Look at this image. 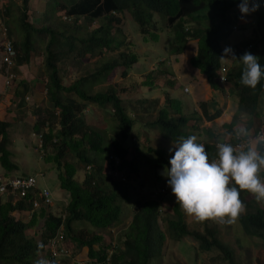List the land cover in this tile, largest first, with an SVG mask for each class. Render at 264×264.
Listing matches in <instances>:
<instances>
[{
    "label": "trees",
    "instance_id": "obj_1",
    "mask_svg": "<svg viewBox=\"0 0 264 264\" xmlns=\"http://www.w3.org/2000/svg\"><path fill=\"white\" fill-rule=\"evenodd\" d=\"M63 1L64 3H60L58 0L47 1V15L50 8L54 7L55 10L64 11V16L74 23L81 18L90 23L100 21L99 28L84 38L60 33L61 28H67L65 22L56 21L53 27L43 25V23L41 28H35L30 24L29 15L26 13L29 0H21L24 10L20 18V28L23 33L20 47L22 52L20 49L18 50L17 45L13 43L11 45L13 49L17 50V58L15 59L17 63L29 66L32 62L31 52L33 49L31 46L35 42L33 37H38L41 34L49 37L45 57L47 74L45 70L39 69L42 72L41 77L47 79L46 94L49 96L50 107L44 112L38 111V121L34 126V131L36 135L41 136L42 159L47 161L52 166L51 168L57 166V181L61 191L69 194L70 200L62 217L52 215V213L45 216L44 210L31 214L32 200H30V194L24 200L15 202L14 205L9 201L2 203L0 199V262L23 264V261L26 260L27 262L24 264H37V262L30 263L29 257L31 255L34 257L35 252L40 253L43 250L45 257L51 259L49 264L56 262L68 264L69 259L67 257L68 254L71 255V252L68 253L67 248L62 250L59 246L61 239L65 237L74 243L76 250L86 249L87 260H95V264H149L154 259L162 258L160 247L165 240L171 245H181L184 238L193 237L192 239L200 244L203 251L218 249L224 253V260L228 262L227 264H235L233 252L229 248H225L217 238L219 227L213 225L212 228H208L211 222L206 218L202 220V232L188 230L178 202L172 208L167 209V217L161 223L157 219L160 202L149 200L141 205V208L135 203L136 207L130 216V224L126 230L119 233L116 245L108 246L110 248L109 255L108 248L104 246L106 240L103 241L101 236L94 233L87 234L88 227L91 230H109L118 226L120 222L122 211L115 200L119 186L112 180L111 176L114 169L124 172L127 177H135L140 172V166L143 165L147 167L156 181H160L161 176L159 174L162 173V170L165 171L166 168L170 167L168 161L172 153L167 152L162 147L148 146L149 138L146 139L148 142L146 153H142L141 156L138 147L140 143L135 142L136 138L135 141L132 139L138 132V127H141V131L143 130L144 133L147 130L157 131L158 136L167 142L166 145L172 146V143H176L181 137L185 139L188 136L202 137L203 130H199V123L201 124L202 121L209 123L216 119V115L210 116L206 105L202 103L200 105L201 116L196 111L191 116H187L183 113L182 102L176 97L173 99L168 96L173 100L168 99L166 93L164 102L167 100V104L159 109L154 119L134 118L129 116L123 107L122 100L116 94L113 86L105 92L93 91L95 86L105 82L107 76L117 68L121 71V75L125 76L141 59L151 66L155 65V70L144 77L139 76V78L130 79L133 81L130 88H147L152 91L162 83L159 78H174L171 66V62L174 60L171 58L164 62L156 59L158 56L155 57V54L152 57L140 58L139 54L132 50L129 51V48L125 46L126 52L119 54L118 59L103 64L92 75L79 78L69 87L61 84L57 63L59 62V55L66 59L68 54L76 52V56L81 57V60H87L97 51H100L99 53L101 50L114 52L124 46L120 38L111 34L112 28L118 35L122 31L121 28H117L121 25L119 15L131 17L132 21L141 29L142 43L149 46L155 45L154 43L158 39L160 41V36L156 31V23L152 24L153 18L156 16L157 21L163 18L166 26L174 31L173 44L175 45H172L173 51L171 53L179 55L182 48L191 39L198 40L196 55L188 61L189 69L192 73L204 76L207 85L212 90H217L221 81L228 85L227 89L230 93L235 88L236 102L240 111H249L250 113L246 114L252 115L256 111L264 79L254 89L243 86L240 84L242 68L239 62L232 58H221V56L223 49L230 47L237 59L244 52H249L256 55L261 65H264V30L262 35L256 33L255 39L249 38L250 25L245 27L236 25L231 19L228 12L237 9L239 0ZM59 4L60 6H58ZM207 6L212 8L216 16V23L210 26L203 25L201 21L206 17L202 16L191 19L196 22L197 28L185 26L184 20L186 18H191L192 15L197 14ZM262 8L264 10V7H260L248 17H254L256 21L258 19V24L261 23L264 12L258 14L257 17L254 14H257ZM47 18L48 16H46ZM151 27L154 28V31L150 30ZM62 37L61 41L60 38ZM76 41L78 42L77 48L73 46V42L76 43ZM61 47L65 48L62 52H60ZM161 50L163 51V49ZM141 67H144V64H141ZM174 83L176 81L172 79L165 85L173 88L175 87ZM159 90L162 93L163 90L167 89L161 86ZM61 93H73L76 99L61 97ZM145 103V100L137 101L138 105ZM107 106L111 107L112 117L116 122L115 134L112 137H107L105 127L102 131L90 128L84 115L90 107L103 110ZM235 119L236 117L230 118V124H224V127L230 130L234 127L232 122ZM6 126V123H0V136L2 137L0 162L6 171H10L16 166H11L8 161L11 154L6 149ZM203 132L209 141L213 140L209 129ZM129 147L133 149L131 153L128 151ZM205 150L209 161L217 158V150L213 146L206 145ZM67 156L71 159L66 161ZM79 181L82 182L79 183ZM248 194L247 191H240L239 193V198L243 202L247 214H238L236 219L244 234L249 239H259L261 241L260 246L254 245L264 250V209L256 208L257 206L253 202L255 201L254 194L250 193L252 198L246 199ZM250 210L252 211L248 212ZM27 213L31 215L29 221H21V214ZM40 221L43 223L40 227V242L33 244L32 240L25 236V233L28 229L36 228ZM77 227H80L79 232H75ZM53 240H57L54 247L55 252L53 248L50 250L51 253L44 250V245L50 246ZM237 246L238 249H242L243 246L238 237ZM80 253L78 252L77 255ZM80 257L81 254L76 259Z\"/></svg>",
    "mask_w": 264,
    "mask_h": 264
},
{
    "label": "rangeland",
    "instance_id": "obj_2",
    "mask_svg": "<svg viewBox=\"0 0 264 264\" xmlns=\"http://www.w3.org/2000/svg\"><path fill=\"white\" fill-rule=\"evenodd\" d=\"M50 2V0H47ZM46 0H29L27 6V14L29 15L30 24L33 27L41 28L42 24L46 26H54L55 22L64 23L67 26L66 29L61 28L59 30L60 33L75 35L79 38H84L88 36L92 31L96 30L100 26V21L95 22H88L87 20L81 18L78 22L74 23V21L70 20L66 16H64V11L55 10L54 7H51L49 10V14L47 15L46 11L47 2ZM60 3L62 0H58ZM60 6V4L58 5ZM44 8V9H43ZM22 9V2L21 0H0V38L5 40L4 43L10 42L14 45H17L18 50L21 47V41L23 37V33L20 28V18L23 13ZM263 8L257 14H254L256 17L259 16L258 14H263ZM232 13V20L236 23V25L247 26L250 25V32H248V37L255 39L254 37L257 34H263L264 30V18L261 23H257L256 18L254 17H244L240 19V14H235V11L229 12V16L231 17ZM46 16L48 18L46 19ZM162 17L161 15H159ZM205 16L206 19H203L201 23L206 26L213 25L216 23V16L211 7H205L202 11L198 12L191 16V18H186L184 20L185 26L188 28H197L198 25L195 21L191 20L194 17H202ZM119 20L121 25L117 26V28H121L122 31L118 35L114 31V28L111 29V34H115L117 38H120L124 46L120 47L118 50L114 52H105L101 50L95 52L94 55H91L87 58V60H81L79 56H76V52L72 54H68L67 58H63V56L59 55V62L57 63L58 69L60 71L61 76V84L65 87H69L72 85L76 80L83 76L92 75L97 69L101 68L103 64L111 62L112 60L118 59L119 54L126 52V47L129 48V51H133L139 54L140 58L143 57H152L155 54L156 59H160L162 62L166 61L167 59L171 58L174 60L171 62L172 71L174 73V78L168 79H161V84L156 89L152 91L148 90L147 88H130V84L133 82L130 79L139 78V76L144 77L148 74H151L152 71L155 70L154 66H151L148 62H143L142 59L139 61L137 65H135L130 71L127 72L125 76L121 75V71L117 68L111 74L107 76L105 82L101 83V85L95 86L93 91L94 92H105L113 86L118 97L122 100L123 107L126 109L129 116L134 118H141L145 120H152L157 115L159 109L167 104V100L164 102L165 94L168 97H176L179 101L182 102L183 113L187 116H191L194 111H196L201 116V108L200 105L203 103L206 107L209 106L211 103H215L216 96L208 87L207 81L205 77L199 75L198 73H192L189 69L188 61L191 57L196 55L197 49V41L195 39H191L188 43L181 50V54H172L173 51V44L174 42V31L168 28L165 24L163 18L157 21L156 16L153 18L152 24L156 23L157 32L160 36V41L158 39L157 42L154 43L155 45L149 46L148 44L141 42V34L139 27L132 21L131 17L125 15H119ZM253 25V27H251ZM116 28V27H115ZM150 28V27H149ZM148 28V29H149ZM257 30H256V29ZM151 31H154V28L151 27ZM256 31V32H255ZM123 36V37H122ZM61 37V36H60ZM39 38V39H38ZM33 39L35 42L32 44V62H34L35 68L38 66L41 70H45L46 74V66H45V57H46V46L49 42L48 35L41 34L38 37L34 36ZM63 37L60 38L62 41ZM77 41L76 43L73 42V46L77 48ZM133 48H132V47ZM163 49V51L161 50ZM16 49H14L15 51ZM65 50L64 47L60 48V52ZM21 51V49H20ZM17 54V50L15 51ZM22 52V51H21ZM177 53H179L177 51ZM159 54V55H158ZM171 54V55H170ZM169 61V60H168ZM74 63H80L75 65ZM15 64V60H14ZM19 64V63H17ZM141 64H144V67H141ZM169 65V63H168ZM164 67H167L164 65ZM3 71L6 70V67L3 66ZM153 69V70H152ZM6 74V71H5ZM7 76V75H6ZM157 76V75H155ZM161 77V76H160ZM174 79L176 81L175 87H166L165 84L170 80ZM42 80L46 83V77H43ZM12 81V80H10ZM161 86H164L167 90H163L162 93L159 90ZM61 97H69L74 98L73 93L65 94L61 93ZM168 99H172L169 98ZM173 98V99H174ZM49 100L48 95H44L43 103L46 100ZM172 99V100H173ZM138 100H145L146 103L144 105H138ZM150 108V109H149ZM86 120L89 123V127L94 130H103L106 128L107 137H112L114 132V126L116 125L115 120L113 119L112 109L110 106H107L106 109H100L97 107H90L84 113ZM242 119L238 120L237 122L240 123ZM209 126L208 123L202 121L199 123V130H205ZM207 127V128H205ZM200 130V131H201ZM200 134V133H199ZM136 138V141H135ZM150 139L149 145L151 147H162L163 149L167 150L169 147L166 145V141L162 140L159 136L157 131L155 130H147L146 133L141 131V127H138V132L132 138L133 141L139 142L138 144L139 151L142 153H146V144H148L147 140ZM197 140H199L198 136H196ZM147 139V140H146ZM34 140V141H33ZM32 148L27 145L26 151L19 153L21 156L18 160L20 165H24L30 171L27 175L36 176L37 175V182L40 189L47 188L50 190V193L54 196V203L53 207L48 208V210L44 211V215L52 213V215H60L63 217L64 209L66 205L69 203L70 197L68 193H64L60 190L59 182L57 181V166L51 168L52 166L45 160L42 159V150L40 148L41 142L38 138V135L35 139L32 138ZM20 148V147H19ZM29 150V151H28ZM132 148H128V151L131 153ZM18 151V149H16ZM138 154V153H136ZM135 154V155H136ZM134 155V154H133ZM134 155V156H135ZM153 157V155H151ZM52 158V156H50ZM136 158V157H135ZM69 158L66 157V161ZM29 163H28V161ZM34 163V164H33ZM48 164V165H46ZM34 165V167H33ZM39 166V168H38ZM40 171H37L38 169ZM36 168V169H35ZM35 169V170H34ZM264 175V168L261 169ZM12 172V171H11ZM42 172V173H41ZM59 172V171H58ZM42 174V175H40ZM12 176H20V173ZM112 180L115 181L119 188L116 197V203L121 207V215H120V222L118 226L112 227L109 230H91L90 227L87 228L88 233H94L98 236H101L103 241L106 240L104 246L106 248L113 247L116 245L117 238L119 233L126 230L130 224L131 218L130 216L133 213V209H135L136 204H138L139 208L141 205H144L145 202L149 200H156L161 202V205L158 206V213L157 219L158 222L161 223L167 217V209L172 208L173 202L175 200L174 194L171 192L169 188V193L165 194L163 191L162 182L156 181L153 178V175L150 174L147 167L141 165L140 172L137 176H129L127 177L124 172L119 171L118 169H114L111 172ZM260 177V176H259ZM264 178V176L262 177ZM261 179V182H264V179ZM82 181H79L81 183ZM166 195L163 199V196ZM252 198L250 193L246 197V199ZM7 199H3L2 203L5 202ZM246 201V200H245ZM264 203V201H262ZM260 205L259 207H263ZM257 208V207H256ZM255 208V209H256ZM252 210L248 211L251 212ZM170 213V212H169ZM247 214L246 209L239 213V215ZM14 215V213H12ZM39 215V214H38ZM31 215L21 214V221L28 222ZM184 220L187 224V228L190 231H202V228L199 224L194 223L195 217L190 216L189 219L184 216ZM43 223L40 221V224L36 228L28 229L25 233V236L32 240L33 244H38L40 242V227ZM211 223V228H212ZM80 227L75 229V232H79ZM35 232V233H34ZM219 240L226 244V246L233 252V257L235 264H264V250L259 248L261 241L259 239H249L247 235L244 234L242 231L236 217L230 218L227 221V226L219 231ZM237 237L240 242L243 243L242 249H238L237 246ZM193 237H186L181 245L177 244H169L167 240L164 241L162 244V251L161 256L162 258L156 261H153L150 264H227L228 262L224 260V253L218 249H211L210 251H203L200 247V244L192 239ZM53 242V241H52ZM54 243V242H53ZM254 244H258L255 246ZM62 250L67 248L68 253L71 252V255L68 254L69 262L68 264H79L78 262H85L87 261L86 256V249H81L80 251L76 250L74 243L64 237L61 239V243L59 244ZM52 245H44L43 249L46 251L51 250ZM53 251L54 247H53ZM78 252H81L77 255ZM36 255L33 257L31 255L29 257L30 263L38 262L40 260H46L48 262L51 259L46 258L43 254V250L40 253L35 252ZM51 253V252H50ZM7 254V252H5ZM110 254V248H108V255ZM77 260V261H76ZM27 261L24 260L23 264ZM0 264H16L15 262H6L2 261ZM55 264H58L56 262Z\"/></svg>",
    "mask_w": 264,
    "mask_h": 264
},
{
    "label": "clouds",
    "instance_id": "obj_3",
    "mask_svg": "<svg viewBox=\"0 0 264 264\" xmlns=\"http://www.w3.org/2000/svg\"><path fill=\"white\" fill-rule=\"evenodd\" d=\"M260 7H264V0H239L237 4L239 12L237 14H240V19H243L257 11ZM230 15L232 19V13ZM225 57L235 59L241 65L240 84L243 86L254 89L264 79V65H261L256 55L244 52L237 59L232 49L225 47L221 58ZM15 58L13 59V65ZM13 75L15 78L14 73ZM226 86L227 84L221 81V85L217 90L222 88L228 91ZM262 86L256 111L252 115H249L251 118L254 116L260 118L261 129H256L255 132L248 133L246 127H239L235 130L233 142L224 139L219 141L213 139L209 141L204 136L199 137V140H197L196 136H188L186 139L183 137L178 138L177 142L172 143V146L168 149L172 153L168 161L170 167L166 168L165 171L162 170V173L159 174L165 194L169 193L168 189L170 188L175 196L173 206L178 202L183 216L188 219L191 215L194 216L195 223L199 224L202 229V220L206 218L213 225H217L219 227L218 239L220 237L219 231L227 226L228 218H235L244 208V204L239 198L240 191H247L254 194L255 201L253 202H255L257 208L264 209V206L259 207L264 204L262 202L264 201V182H261L260 179V177L262 178L264 176L261 171L264 168V85ZM231 94H236L235 88L231 90ZM258 111L260 115H258ZM246 113L250 112H244L242 115ZM203 131L202 135L204 134ZM40 137L38 136L39 139ZM206 145L213 146L217 150L216 159L209 161L208 154L205 150ZM10 164L12 165L11 162ZM10 172L11 170L7 174L0 172V178L19 177L10 175ZM20 176L32 175L23 174ZM34 177H36V192L40 193L47 190L50 194V204L46 205L41 198L37 197L36 199L30 194V200H32L30 207L31 214L41 210H48V207H52L55 201L49 189L39 188L37 175ZM165 196H163V199L166 198ZM0 199H7L5 202L9 201L12 205L19 201L14 202L11 197H6L1 194ZM33 200L38 202V207L33 206ZM211 223L208 228H211ZM221 244L225 248H228L223 242ZM161 251L162 246L160 247V253ZM156 260L158 259H154V261ZM78 263L95 264V260ZM37 264H49V262L40 260Z\"/></svg>",
    "mask_w": 264,
    "mask_h": 264
},
{
    "label": "crops",
    "instance_id": "obj_4",
    "mask_svg": "<svg viewBox=\"0 0 264 264\" xmlns=\"http://www.w3.org/2000/svg\"><path fill=\"white\" fill-rule=\"evenodd\" d=\"M234 11L235 14L239 12L235 9ZM247 17L248 16H246V18ZM4 42L5 40L0 38V123L7 124L5 128L7 137L6 149L11 154L8 161L12 163L11 166H16L11 169L12 172H10V175H16L18 173L23 175L28 174L30 171L24 165L19 164L18 160L21 157L19 153L26 151L27 145L29 144V148H32L31 145L34 141H32V138L35 139L37 137L34 126L38 121V111H46L49 109L50 103L48 99L43 103L44 95H47L46 83L42 80V72L38 66H36L37 68L34 72L31 71L35 68L34 62H31L28 66L27 64H17L15 60V64L11 68V71L15 74V78L9 81V83H6V70L3 71L4 65L1 62L2 46ZM226 87H228V85ZM211 91L216 95L214 96L215 103L209 104L207 111L210 116L215 114L216 119L209 122L208 127L215 141L224 139L233 142L235 130L239 127H246L248 133H253L256 129H261L260 118L255 116L251 118L248 114L242 115L244 111H240L234 94L222 88ZM257 113L260 115L259 111ZM234 117H236V119L231 122L235 124V126L230 130L229 128H225L224 124L229 125L230 118L233 119ZM240 119H242V121L238 123L237 121ZM202 136L205 137L204 134ZM1 139L2 137L0 136V141ZM16 149H18V151H16ZM37 171H40V169ZM0 172L5 174L9 172L1 165V162Z\"/></svg>",
    "mask_w": 264,
    "mask_h": 264
},
{
    "label": "built area",
    "instance_id": "obj_5",
    "mask_svg": "<svg viewBox=\"0 0 264 264\" xmlns=\"http://www.w3.org/2000/svg\"><path fill=\"white\" fill-rule=\"evenodd\" d=\"M15 58V51L10 42H6L2 46L1 62L6 66V83L14 78L10 71ZM0 194L6 197H11L14 202L23 200L28 194H32L36 199L41 198L46 205L50 204V194L47 190L36 192V177L34 176H19L15 178H0ZM33 206L38 207V202L33 200ZM54 242V243H53ZM50 245L55 247L57 240H53Z\"/></svg>",
    "mask_w": 264,
    "mask_h": 264
}]
</instances>
